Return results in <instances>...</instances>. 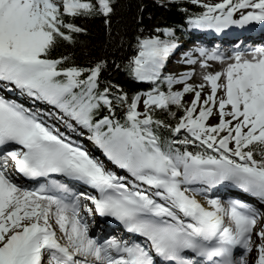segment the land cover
<instances>
[{"label": "snow or ice", "instance_id": "1", "mask_svg": "<svg viewBox=\"0 0 264 264\" xmlns=\"http://www.w3.org/2000/svg\"><path fill=\"white\" fill-rule=\"evenodd\" d=\"M191 2L203 11L187 16L189 27L219 31L264 23V0ZM112 10L111 0H0V82L59 109L69 129H87L110 161L156 191L132 190L125 177L46 126L36 113L0 96V264H156L154 255L169 264H264V226L257 228L264 213L259 208L205 196L206 207L187 194L196 189L182 187L231 181L264 203V45L250 55L233 51L228 57L205 47L184 53V63L198 62L201 68L208 67V60L228 61L220 70L202 72V82L193 85L188 83L192 68L178 75L162 72L178 46L174 39L137 36L127 69L153 87L129 96L118 84L100 86L105 60L81 67L65 66L69 56L50 58L60 43H74L73 33L85 31L73 18L108 16ZM236 12L239 19L233 18ZM156 31L165 37L173 33L167 27ZM178 83L182 87L173 90ZM205 84L210 91L201 98ZM189 92L192 98L185 103L182 98ZM118 107L123 110L119 118ZM102 109L106 112L100 115ZM156 109L175 123L158 118ZM214 112L218 122L207 123ZM161 129L186 134L176 141ZM189 145L201 150L190 151ZM9 161L23 177L46 182L33 188L18 184ZM52 174L90 185L98 195L77 193ZM82 198L144 243L90 235L80 214ZM84 209L92 211L87 204Z\"/></svg>", "mask_w": 264, "mask_h": 264}, {"label": "trees", "instance_id": "2", "mask_svg": "<svg viewBox=\"0 0 264 264\" xmlns=\"http://www.w3.org/2000/svg\"><path fill=\"white\" fill-rule=\"evenodd\" d=\"M111 6L113 10L108 16L73 18L72 22L85 31L73 33L74 43H60L52 50L50 58L69 56L65 66L74 63L81 67H90L97 60H105L106 65L99 75L100 86L103 87L108 82L118 84L131 96L138 90V86L129 75L127 62L136 51V37L153 35L156 29L167 27L173 29V34L161 39H174L180 33L179 28L191 7L184 5L182 10V7L176 4L157 5L150 0H111ZM105 20L109 22L105 23ZM161 88L167 91L166 85ZM116 111L119 118L123 110L118 107ZM105 112L106 109H102L100 115ZM155 114L166 122L175 123L160 109H156ZM160 131L172 139L173 134L163 129ZM188 148L193 152L199 151L194 147Z\"/></svg>", "mask_w": 264, "mask_h": 264}, {"label": "bare ground", "instance_id": "3", "mask_svg": "<svg viewBox=\"0 0 264 264\" xmlns=\"http://www.w3.org/2000/svg\"><path fill=\"white\" fill-rule=\"evenodd\" d=\"M217 2H218V0H204V3H213L214 4V3H217ZM237 13L240 14V12H236V13L233 14V16H237L236 15ZM210 29H214V28H209V32H207V33L212 32ZM214 30H216V29H214ZM216 32H217V30H216ZM205 38H206V43L203 46L205 48L209 49V44H210V39L211 38H207V37H205ZM213 38L219 40L216 36H214ZM232 52H233L232 51V47H228L226 49V54L225 55L230 57L232 55ZM250 53L251 52L244 53V54L245 55H250ZM192 54H193V56H195L197 58V60H199L200 57H199V53L198 52L193 51ZM227 62L228 61L221 62V61H217V60H208V62H207L208 63V67L207 68H201V66L199 65L198 62L195 63V64H185L184 67L180 66V69H179L180 71H178L177 74L181 73L185 69L192 68V69L195 70V74L192 77H190L189 79H191L192 81H195V83L198 84V83L202 82L201 75H200L202 72H205V71H207V72H215L217 70L222 69L224 67V64L227 63ZM14 91H16V90H14ZM209 91H210V86L205 84V87H204V89L202 90V93H201V98H203L204 93L209 92ZM217 95L218 96L222 95V92L218 90ZM32 102L37 103L36 100H33ZM226 107H230V106H226ZM218 120H219L218 113L214 112V114L210 117V119L207 121V123L214 124V123H217ZM75 127H77V126H75ZM74 131H77V128H75Z\"/></svg>", "mask_w": 264, "mask_h": 264}, {"label": "rangeland", "instance_id": "4", "mask_svg": "<svg viewBox=\"0 0 264 264\" xmlns=\"http://www.w3.org/2000/svg\"><path fill=\"white\" fill-rule=\"evenodd\" d=\"M152 1L154 4H165V3H170V2H174V3H178V4H190V5H194L195 7H199V10L202 12L203 11V8H201L199 5L197 4H194L191 2V0H150ZM196 11V10H195ZM194 11V12H195ZM199 13V11H198ZM237 16H233L234 18H237L240 16L239 13L236 14ZM163 34V33H162ZM182 67H184L182 65ZM137 81V80H136ZM138 82H141L144 84L143 88L139 91L141 93L147 91L149 88L153 87V85L148 82V81H138ZM194 82V83H193ZM188 83H191L193 85H196L197 83H195V81H192L191 79L188 80ZM182 87V83H178V84H175L173 85V90H177V89H180ZM192 95L193 93L189 92V93H185L184 96H183V101L185 103H187L188 101L191 100L192 98ZM138 110L142 111L143 110V96L141 97L140 101L138 102ZM62 125H65L67 127V125L63 122L61 123ZM199 201L203 200L202 198H197ZM261 226H264V219H261L258 224H257V228L261 227ZM255 256V252L251 253L250 256H249V260L251 261Z\"/></svg>", "mask_w": 264, "mask_h": 264}]
</instances>
